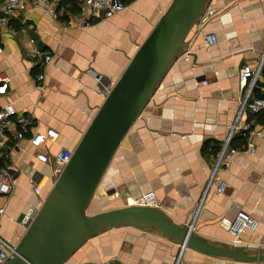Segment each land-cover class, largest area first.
<instances>
[{"label":"crops","instance_id":"1","mask_svg":"<svg viewBox=\"0 0 264 264\" xmlns=\"http://www.w3.org/2000/svg\"><path fill=\"white\" fill-rule=\"evenodd\" d=\"M123 11L89 25L77 13L53 18L43 7L17 12L3 28L0 73L10 78L0 104L13 102L16 115L28 118L22 138L9 133L3 165L13 171L12 195H0V234L17 243L25 232L22 216L40 208L57 180L54 155L74 148L103 103L107 84L118 79L171 0H126ZM218 42L205 47L204 34ZM50 53L43 64L32 50ZM192 50L189 61L170 65L155 92L116 151L89 207V213L137 203L154 191L161 207L175 222L190 225L208 239L233 246L228 227L237 213L259 220L245 230L240 245L264 248V112L239 113L243 93L239 69L262 62L254 87L264 97V0H209L194 31L179 51ZM44 73L39 81L37 76ZM42 84L44 88H40ZM104 87V88H103ZM231 146L238 151L228 165L219 154L235 120ZM252 123V127L247 124ZM50 128L56 141L46 139L36 149L35 132ZM254 143V155L247 151ZM49 154L50 162L36 158ZM216 167V168H215ZM216 169L227 184L218 192L209 178ZM197 215L193 219L194 213ZM264 264L213 257L184 248L161 233L134 226L110 228L88 239L65 264Z\"/></svg>","mask_w":264,"mask_h":264},{"label":"water","instance_id":"2","mask_svg":"<svg viewBox=\"0 0 264 264\" xmlns=\"http://www.w3.org/2000/svg\"><path fill=\"white\" fill-rule=\"evenodd\" d=\"M208 1L171 0L113 85L98 76L109 88L106 97L6 264H65L88 239L120 226L152 230L177 241L182 249L213 257L264 261V248L257 252L255 247L208 239L194 232L193 222L177 223L159 206L133 203L89 213L116 151L185 46Z\"/></svg>","mask_w":264,"mask_h":264},{"label":"built area","instance_id":"3","mask_svg":"<svg viewBox=\"0 0 264 264\" xmlns=\"http://www.w3.org/2000/svg\"><path fill=\"white\" fill-rule=\"evenodd\" d=\"M61 2L62 0H0V34L3 28L9 25L11 19L17 12L25 11L30 6L43 7L49 11L53 18L57 19L64 9L61 6ZM77 3L80 7V11L75 14V17L79 18V23L82 25H89L95 20H107L115 14L123 11L126 7V4L122 0H77ZM203 37L205 47H210L218 42L217 35L212 31L205 33ZM2 50L3 44L0 39V52ZM32 55L34 57L41 56V61L45 65L51 63L53 58L50 53H44L38 48H34L32 50ZM191 55L192 50L189 48L185 52H179L174 61L178 59L189 61ZM261 68L262 62H258L255 65H251L249 63L243 64L239 69V82L243 98L238 114L243 112L258 115L264 112V97L256 96L253 91L261 72ZM44 78L45 75L43 72L39 73L37 76L39 81H43ZM9 82L10 78L5 76L3 73H0V94L7 93L9 89ZM39 87L44 88L42 84H40ZM106 89L108 90L109 88L107 87ZM238 114L230 126L227 139L224 142L222 150L219 154V162L221 161L225 165L229 164L232 156L238 151L237 148L231 146L235 133L234 130L237 127L236 122ZM29 124L30 121L28 118L16 115V108L13 102L0 104V195H12L15 187L12 169L3 165V148L6 146L9 133L12 132V130H15L16 133L14 137L16 139L22 138L23 134L29 131ZM247 126L250 128L253 125L252 123H248ZM58 137L59 132L54 128H50L46 131V133L35 132L30 138V144L38 149L46 139L56 141ZM247 151L251 155H254V143L252 141L248 143ZM72 155L73 148L69 147H62L54 155L52 159L54 161L53 171L57 175V178L68 164ZM36 158L45 163L50 162L49 154L46 152H37ZM213 183H215L214 186L218 192H224L227 188L226 182L220 178L216 169H213L209 178V185H212ZM137 203L148 206H159V199L156 193L151 190L144 192ZM38 210L39 208H33V211L31 213H27L24 219H22V225L25 228V231L28 229V225L34 219ZM4 214L5 207L2 206L0 207V217ZM196 215L197 210L194 213L193 219H195ZM258 226L259 220L254 215L244 210L239 211L228 227L232 243L240 244L242 242V233L245 230L255 231ZM17 243L7 241L0 234V264H6L5 261L10 259L17 247Z\"/></svg>","mask_w":264,"mask_h":264},{"label":"trees","instance_id":"4","mask_svg":"<svg viewBox=\"0 0 264 264\" xmlns=\"http://www.w3.org/2000/svg\"><path fill=\"white\" fill-rule=\"evenodd\" d=\"M122 1L125 4L127 2L126 0H122ZM61 6L65 8V13H77L80 11V7L78 6L77 0H62Z\"/></svg>","mask_w":264,"mask_h":264},{"label":"rangeland","instance_id":"5","mask_svg":"<svg viewBox=\"0 0 264 264\" xmlns=\"http://www.w3.org/2000/svg\"><path fill=\"white\" fill-rule=\"evenodd\" d=\"M32 206H33V208H34V206H36V205H34V204H33V205H31V208H32Z\"/></svg>","mask_w":264,"mask_h":264}]
</instances>
